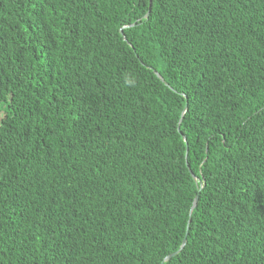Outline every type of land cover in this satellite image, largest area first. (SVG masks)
Returning <instances> with one entry per match:
<instances>
[{
  "label": "trees",
  "instance_id": "trees-1",
  "mask_svg": "<svg viewBox=\"0 0 264 264\" xmlns=\"http://www.w3.org/2000/svg\"><path fill=\"white\" fill-rule=\"evenodd\" d=\"M161 263L264 264V0H0V264Z\"/></svg>",
  "mask_w": 264,
  "mask_h": 264
},
{
  "label": "water",
  "instance_id": "water-1",
  "mask_svg": "<svg viewBox=\"0 0 264 264\" xmlns=\"http://www.w3.org/2000/svg\"><path fill=\"white\" fill-rule=\"evenodd\" d=\"M148 13H149V11L146 13L145 17L148 16ZM154 74H155L160 80H162L161 77L159 76V74H158L157 72L154 71ZM186 110H187V105H185L184 108H183V111H182V114H181V118H180V120H179V123H180V121L182 120V117H183L184 113L186 112ZM191 177L193 178V180L196 181V178H195L192 174H191ZM196 203H197V196H195L194 199H193L192 206H191V209H190L191 211H192L193 208L196 206ZM185 241H186V237H184V238L182 239L179 249H178L175 253H172V254L166 256V257L163 259L162 263L167 262V261H169L172 257H174V256H175V255H176V254H177V253L183 248V246H184V244H185ZM162 263H161V264H162Z\"/></svg>",
  "mask_w": 264,
  "mask_h": 264
}]
</instances>
